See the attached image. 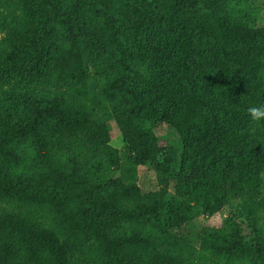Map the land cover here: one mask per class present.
<instances>
[{"label": "trees", "instance_id": "16d2710c", "mask_svg": "<svg viewBox=\"0 0 264 264\" xmlns=\"http://www.w3.org/2000/svg\"><path fill=\"white\" fill-rule=\"evenodd\" d=\"M0 18V264H264V238L216 228L194 242L157 231L169 178L141 193L136 168L154 161L149 119L177 132L176 188L208 213L230 200L264 220V25L247 0H23ZM7 99L10 102L6 103ZM113 120L128 148L116 170ZM48 122L47 131L40 124ZM11 166V167H12ZM10 167V168H11Z\"/></svg>", "mask_w": 264, "mask_h": 264}, {"label": "rangeland", "instance_id": "374dc122", "mask_svg": "<svg viewBox=\"0 0 264 264\" xmlns=\"http://www.w3.org/2000/svg\"><path fill=\"white\" fill-rule=\"evenodd\" d=\"M249 4L259 7L257 14L258 23L264 25V0H247ZM23 0H0V18H5L10 23H18L21 19ZM4 31L0 28V39ZM259 82L264 83V63L261 66ZM0 81V100L14 91H24L23 84L11 82L10 84ZM10 102L9 99L5 101ZM110 125V143L118 149L120 164L113 170L112 163L103 157H98L84 170L88 178L94 181H106L125 177L131 170L127 161L128 148L123 142L121 134L113 120L107 121ZM42 131H47L49 123L42 122ZM147 126L154 135V147L156 151L155 159L147 165H140L136 168V184L141 193L156 191L160 188V179L163 176L169 178V187L166 201V214L157 220V231L169 230L178 233L186 240L194 242L197 234L204 233L205 229L216 228L225 232L235 234H255L259 238H264V220L260 215L253 220H247L245 209L241 202L231 199L229 204L224 205L214 213H208L187 195L182 196L177 191V174L180 173L184 155L183 145L177 132L168 128L162 122H155L151 119L147 121ZM5 163L0 166L1 171H10L19 174L20 166H12ZM12 166V167H11ZM11 167V168H10ZM260 189H264V172L261 175ZM226 264H245L246 261L230 260L224 261Z\"/></svg>", "mask_w": 264, "mask_h": 264}, {"label": "clouds", "instance_id": "9594fccd", "mask_svg": "<svg viewBox=\"0 0 264 264\" xmlns=\"http://www.w3.org/2000/svg\"><path fill=\"white\" fill-rule=\"evenodd\" d=\"M247 113L253 121L260 122L264 120V104L250 105L247 108Z\"/></svg>", "mask_w": 264, "mask_h": 264}]
</instances>
